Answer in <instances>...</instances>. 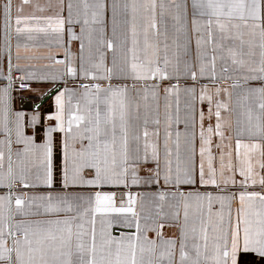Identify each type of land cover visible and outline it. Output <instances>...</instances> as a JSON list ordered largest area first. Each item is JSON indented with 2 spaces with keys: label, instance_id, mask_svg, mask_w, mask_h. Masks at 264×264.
I'll return each instance as SVG.
<instances>
[{
  "label": "snow or ice",
  "instance_id": "snow-or-ice-1",
  "mask_svg": "<svg viewBox=\"0 0 264 264\" xmlns=\"http://www.w3.org/2000/svg\"><path fill=\"white\" fill-rule=\"evenodd\" d=\"M0 22V264H264V0Z\"/></svg>",
  "mask_w": 264,
  "mask_h": 264
},
{
  "label": "crops",
  "instance_id": "crops-1",
  "mask_svg": "<svg viewBox=\"0 0 264 264\" xmlns=\"http://www.w3.org/2000/svg\"><path fill=\"white\" fill-rule=\"evenodd\" d=\"M0 23H2V22H0ZM0 41H2V29H0ZM32 87L33 88H40L41 91H47L46 88H42L41 86H39V85H37L35 83L32 84ZM37 94L38 93H32V92L23 93L24 96H26V97L29 98L28 101H31L32 103H33V101L31 100V98L33 96L37 95ZM14 95L17 96V102L16 103H17V106L19 107V95H20V93H14ZM35 102H39V101H35ZM51 104H52V101L51 100H49V99L45 100V102H44V109L47 110ZM24 110L31 112L32 111V108L31 107L24 108Z\"/></svg>",
  "mask_w": 264,
  "mask_h": 264
},
{
  "label": "water",
  "instance_id": "water-1",
  "mask_svg": "<svg viewBox=\"0 0 264 264\" xmlns=\"http://www.w3.org/2000/svg\"><path fill=\"white\" fill-rule=\"evenodd\" d=\"M45 100H47V98H45ZM31 103H32L31 101L26 100L25 101V108H29Z\"/></svg>",
  "mask_w": 264,
  "mask_h": 264
},
{
  "label": "built area",
  "instance_id": "built-area-1",
  "mask_svg": "<svg viewBox=\"0 0 264 264\" xmlns=\"http://www.w3.org/2000/svg\"><path fill=\"white\" fill-rule=\"evenodd\" d=\"M28 91L25 89V90H23V93H27Z\"/></svg>",
  "mask_w": 264,
  "mask_h": 264
}]
</instances>
